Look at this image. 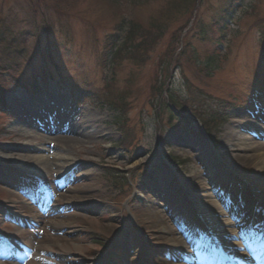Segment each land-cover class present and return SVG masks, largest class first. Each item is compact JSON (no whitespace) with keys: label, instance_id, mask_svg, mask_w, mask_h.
<instances>
[{"label":"rangeland","instance_id":"1","mask_svg":"<svg viewBox=\"0 0 264 264\" xmlns=\"http://www.w3.org/2000/svg\"><path fill=\"white\" fill-rule=\"evenodd\" d=\"M46 1L38 8L45 17H37L33 25L27 0H0V17L13 18L15 28L2 47L15 66L3 75L7 91L0 105V233L7 234L5 242L0 234V264H131L134 256L133 251L129 254L128 240L135 235L147 243L144 236H148L134 224L131 207L148 209L145 195L156 201L157 195H170L173 203L183 205L184 199L176 196L180 195L200 207L190 188L182 193L180 179L191 173L203 185L215 178L214 173L219 179L233 177L232 184L221 183L218 191L234 197L243 210L264 214L263 205H254L264 198V190L251 183L246 170L233 160L219 157L227 127H239L264 114V105L251 101L252 89L264 75V0H241L233 9H227L230 0H197V6L196 0ZM122 19L161 36L142 55L145 60L126 55L116 59L105 49L109 36L121 38L115 26ZM23 31L27 37L21 36ZM182 44L184 53L169 65ZM4 58L3 67H8ZM170 74V95L178 108L186 106L203 120L216 117L209 138L196 122L186 129L174 117L175 124H170L167 111L158 107V88ZM88 89L97 100L88 99ZM58 111L64 116L59 124L82 131L84 119L95 120L101 134L83 143L85 138L73 132L69 135L81 144L63 145V133L53 120ZM261 125L244 131L245 137L264 143ZM21 148L51 163L13 158ZM78 150L87 155H78ZM53 159H68L76 167L56 168ZM81 171L93 176L78 178ZM20 182L28 186L21 197L33 205L14 202L20 196L11 191ZM94 182L101 197L68 206L61 201L72 187ZM202 193L207 196L210 191ZM154 209L165 212L170 226L169 213L174 211L165 201ZM37 213L43 219H37ZM72 213L81 215L82 222L65 230L45 226L48 220L71 221L63 214ZM236 239L223 243H240ZM147 245L152 248L148 264L167 259L155 245Z\"/></svg>","mask_w":264,"mask_h":264},{"label":"bare ground","instance_id":"2","mask_svg":"<svg viewBox=\"0 0 264 264\" xmlns=\"http://www.w3.org/2000/svg\"><path fill=\"white\" fill-rule=\"evenodd\" d=\"M90 86V85H89ZM94 87V86H93ZM88 93L93 94L92 89L87 90ZM99 105H102L99 103ZM229 105V104H228ZM227 107V106H226ZM31 114V112L29 113ZM28 115V116H29ZM64 116L61 114L60 111H58L57 115L54 116L53 120L55 122V127L59 128L64 136V142L63 145L65 146H78L81 143L75 142L69 134L73 132H77L78 134H81L86 142L92 141L94 137L97 135H100L102 130L100 129V124L95 120H87L84 119L83 123L86 130L78 131L76 127H72V125L64 126L63 124H59L60 120ZM48 118V116H47ZM245 118V117H244ZM49 119V118H48ZM236 119V118H235ZM247 119V118H245ZM238 122V120H235ZM51 122V121H50ZM246 124L237 126H229L223 133V141L221 143V146L219 147V157H225L229 159L230 161H234L236 164H238V167H241L242 169L246 170L245 175L249 178V181L257 186V188H260L261 190H264V143L263 142H257L253 138H246L244 135V131H250L251 128H256L259 123L264 124V114H257L254 119H250L245 122ZM61 126V127H60ZM264 126V125H261ZM260 129V128H259ZM264 128H261V133H264ZM30 131V130H29ZM208 138L210 137L207 133L205 134ZM42 150V149H41ZM44 150V149H43ZM8 151V150H6ZM20 154H12L13 158H17L19 161H25L31 162L34 161L35 163L42 164H49L51 163L49 159L42 158V157H36L32 156L30 154H26L24 149H20ZM78 155H87L85 150H82L81 153L79 150L77 151ZM218 157V158H219ZM56 168L61 169H69L72 166L76 167V165L66 159L62 162L53 159V163ZM133 169H137V166L134 165L132 167ZM74 174V172H72ZM22 176L23 174L20 173ZM215 178H211L210 182H207L206 185L199 184L196 182V176L195 174H189V176H186L185 178H181V184L184 182L182 193H185L187 188L192 190L193 196L196 198V200H199L200 207L203 209L201 210L200 207H194L192 204V200H190L188 197H182L180 195H176L177 198H182L184 201L183 205L188 209L186 210L185 207L181 204L173 203L174 198L170 195L168 197H163L162 195H157L158 199L153 198L151 195H145L142 197L144 201H146L147 205L150 206L148 209H141L140 207L133 205L131 207V212L134 218L132 219L134 224L139 227V230L145 231L148 236H144L147 239V243L144 240H140L139 236L134 235V239L131 238V240H128V245L131 247L128 248L129 254L131 251L134 260L131 264H148V251H151L152 248L148 247V242L150 244L155 245L157 250L164 254L167 259H160L161 264H182L180 261H183L185 264H211L208 262L205 258H199L197 256V252L194 251V249L203 250L205 245L214 246V241L212 239H209V242L207 241L205 244L202 242L201 239L198 241L195 239L193 240L191 238V232L196 231L199 232V229L202 230L201 232L204 233V239H208L210 234H214L218 240L224 241L225 243L228 242L227 240H232L233 237H238V232H236L234 228V224L229 219L224 220L223 217H227L228 213H225L224 210H222L220 203L218 202V193L216 192L218 190V187L221 183L228 182L232 184L233 177L226 176V179H219V175L213 174ZM78 178H90L92 177V173L86 174L85 172H79L77 174ZM219 177V178H218ZM167 181V177H166ZM26 183V182H25ZM24 182H20L14 185L15 192L11 191V194L14 196H20L18 197L17 201H14L19 204H26V205H33L34 203H27L22 197L21 192H26L24 189H28V186L25 188ZM232 188V187H231ZM126 190V189H125ZM124 190V191H125ZM167 190V189H166ZM204 190L210 191V193L206 196L202 192ZM16 191H19L20 193H17ZM234 191V188L232 189ZM102 190L99 189V187L96 186V183H85L78 185L76 187H72V189L67 190L63 195H61V201H63L66 206L68 205H74L78 203H84L89 202V200H92V197H101ZM241 199L243 200V197L239 195ZM244 196V195H243ZM162 200L165 201L166 207L168 209H171L174 211V213L170 215V223L171 225L168 226L167 223V217L165 212L159 211L158 209H154L155 206H159V204L162 202ZM26 202V203H25ZM254 205H263L262 210L264 211V198L259 199V201H255ZM32 208V209H31ZM28 209L30 213L34 212L33 207ZM240 211H242V208L239 207ZM204 210V211H203ZM32 211V212H31ZM245 211L248 212V214H253L252 208L243 210L244 214ZM240 212V213H243ZM208 216H207V215ZM168 215V212H167ZM183 219L184 225L180 222V219ZM261 216V215H260ZM35 217L39 220L43 219L41 215L38 213L35 214ZM63 217L67 218H73L68 221H58V220H48L45 222V226L51 225V227L59 228L60 230H65L73 226L75 223L82 222L81 215H78L76 213L72 214H63ZM259 217V216H256ZM192 220H191V219ZM194 220V221H193ZM227 221V222H226ZM185 222L187 224H185ZM43 223V222H42ZM241 224V223H240ZM180 225H183L180 226ZM191 225H195L192 227ZM229 225V226H228ZM230 227L225 228V227ZM244 229H247L245 226H243ZM192 229V231H191ZM240 231H243L242 228H240ZM193 234V233H192ZM191 238V240H190ZM197 238V237H195ZM223 238V239H221ZM138 239V240H137ZM45 240H50L53 242H57L56 239H49L45 238ZM134 241V242H131ZM255 242V241H253ZM127 243V242H126ZM220 243V242H219ZM240 247L242 250H244V247H242L239 243L233 244L230 247H227L228 250ZM208 248V247H207ZM189 249V251L187 250ZM155 250V249H153ZM240 259V263L242 264H255L256 262H253L249 257L246 256L245 253H237ZM171 256L176 257V262L171 261ZM182 259V260H181ZM180 260V261H178ZM220 264H225L224 262H220ZM258 264H264V259L258 263Z\"/></svg>","mask_w":264,"mask_h":264},{"label":"trees","instance_id":"3","mask_svg":"<svg viewBox=\"0 0 264 264\" xmlns=\"http://www.w3.org/2000/svg\"><path fill=\"white\" fill-rule=\"evenodd\" d=\"M241 0H230L228 3L227 9L234 8L236 5H239ZM237 2V3H236ZM43 3L47 5L46 0H27V4L29 5V10H28V15L33 16L32 21L33 25H35L38 22L37 17L44 18L45 13L41 11L39 8L40 4ZM196 6H197V0H196ZM230 14H227L225 12V17H230ZM13 18L8 19L7 17L5 19H2L0 17V105L4 104V95L6 94L7 91V82L5 77L3 76L4 74L9 73V69L15 66V61L11 57L6 56L5 48L7 39L9 38V35L14 31L15 29L13 27ZM36 30H39L40 28V23L36 27ZM115 29L117 30V33H120L122 36L121 38H114L113 35L109 36L108 41H107V46L106 50L110 51L111 57L118 58L121 57L122 55H126L128 58L132 60H145L144 56H142L144 53H147L150 49H152L157 42L160 40L161 36L157 34H153L151 30H147L143 28V26L137 22L127 20V19H122L120 22L117 23L115 26ZM26 31H23L21 36L27 37ZM13 37V36H10ZM17 36H14L13 39H16ZM120 42V44H118ZM9 46V44L7 45ZM4 49H3V48ZM151 47V48H150ZM177 54L173 56L171 61L169 62V65H171L174 61H178L180 59L181 54L184 53V46L182 44L181 49L178 51ZM5 57V58H4ZM6 59L7 62L9 61V66L8 67H3L2 64V59ZM115 61V60H114ZM209 65L214 67L213 62L210 64L212 60L208 59ZM170 78L167 79V82L163 85H160L158 88L159 90V95H160V100L157 103L158 107L160 109L166 110L167 113L169 114V119H170V124L174 125V117H177L181 120L182 123L186 126V129H189V126H191V121L196 122L197 124H200L201 128L207 132L208 135L213 131V123L216 117H212L213 119L211 120H203L201 116L198 114L196 115L195 112L190 111L186 106H180L178 108V102L175 101L174 98L171 97L170 95V79L172 78V74H170ZM262 82L258 83V85L252 89V96L251 98L259 101L261 103H264V75L261 77ZM260 80V81H261ZM111 90V89H110ZM112 92V91H111ZM76 96L77 93L74 91L73 92ZM166 95L167 100L163 102V98ZM84 97V95H83ZM98 99L97 96H93L89 94L88 99ZM231 102H227V107L228 104ZM245 104L247 103L244 102ZM237 105V104H236ZM192 115V116H191ZM179 127V126H178ZM203 133H205L203 131ZM206 134V133H205Z\"/></svg>","mask_w":264,"mask_h":264},{"label":"snow or ice","instance_id":"4","mask_svg":"<svg viewBox=\"0 0 264 264\" xmlns=\"http://www.w3.org/2000/svg\"><path fill=\"white\" fill-rule=\"evenodd\" d=\"M239 223V222H238ZM240 238L244 239L245 246L249 248V251L251 252L252 256L255 258L260 250H264V233H261L256 236V239L258 241L257 245L253 246L252 244L249 243L248 241V236L246 233L241 231V236ZM233 239H236V237H233ZM194 251L197 252V256L199 258H208L203 255L204 252H208L212 258L215 257V252L218 251L216 247H210L209 249H194Z\"/></svg>","mask_w":264,"mask_h":264}]
</instances>
